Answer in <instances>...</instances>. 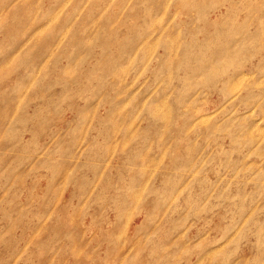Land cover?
<instances>
[{
    "label": "rangeland",
    "instance_id": "obj_1",
    "mask_svg": "<svg viewBox=\"0 0 264 264\" xmlns=\"http://www.w3.org/2000/svg\"><path fill=\"white\" fill-rule=\"evenodd\" d=\"M0 264H264V0H0Z\"/></svg>",
    "mask_w": 264,
    "mask_h": 264
}]
</instances>
